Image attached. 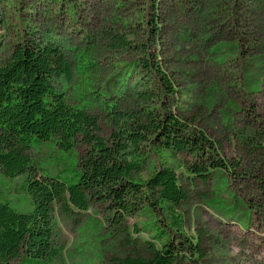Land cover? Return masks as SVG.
<instances>
[{"label":"rangeland","instance_id":"374dc122","mask_svg":"<svg viewBox=\"0 0 264 264\" xmlns=\"http://www.w3.org/2000/svg\"><path fill=\"white\" fill-rule=\"evenodd\" d=\"M151 14L160 29L154 39L147 24ZM105 31L131 47L115 50ZM0 34V61L30 40L59 46L72 81H58L57 87L70 106L98 118L99 136L106 142L113 110L126 116L148 108L182 116L219 143L226 159L250 176L226 179L215 173L206 184H184L187 199L177 211L181 232L199 250L185 264H264V192L259 186L264 147L254 132L264 124V0H0ZM144 50L169 74L175 95L160 100L156 80L144 81L138 67L131 66L144 59ZM144 91L154 97L152 103L135 102ZM87 150L79 143L65 152L51 141L27 154L38 175L54 176L69 175ZM141 151L147 160L138 175L142 180L159 162L182 174L184 161L190 160L161 156L147 145ZM25 178L0 175V201L19 212L31 211L22 189ZM151 224L148 213L114 224L92 203L75 221L54 215L53 244L59 251L54 264L148 257V245L158 246Z\"/></svg>","mask_w":264,"mask_h":264},{"label":"trees","instance_id":"16d2710c","mask_svg":"<svg viewBox=\"0 0 264 264\" xmlns=\"http://www.w3.org/2000/svg\"><path fill=\"white\" fill-rule=\"evenodd\" d=\"M147 24L152 28L151 37L156 38L160 31L156 14H151ZM104 33L115 50L131 47L121 36ZM1 40L0 34V49ZM144 53V59L131 66L138 67L144 81L156 80L160 100L175 95L169 74L149 57V50ZM58 81L71 83V66L59 46L49 40L15 45L0 61V175L8 180L25 176L22 189L31 205V211L19 212L0 201V264H54L59 256L53 244L54 215L75 221L88 211L90 203L102 207L114 224L148 213L155 227L153 238L158 246L148 245V257L114 258L110 264H185L199 250L181 232L177 211L187 199L184 184H206L215 173L226 179L241 178L240 174L247 175L245 171L228 161L221 145L205 131L171 111L147 108L120 116L113 110V129L106 142L99 136L98 118L70 106ZM153 98L144 91L134 100L148 104ZM254 132L263 148L264 124ZM51 141L65 152L79 143L88 147L74 168L67 170L69 175L37 174L27 152ZM143 145L161 156L189 158L184 161L185 172L178 174L159 162L148 179L138 178L147 167ZM259 186L264 192V179Z\"/></svg>","mask_w":264,"mask_h":264}]
</instances>
